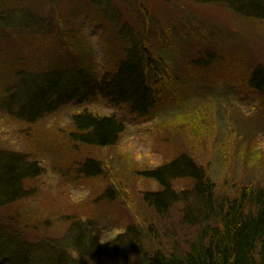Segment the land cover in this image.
Returning a JSON list of instances; mask_svg holds the SVG:
<instances>
[{
	"label": "rangeland",
	"instance_id": "obj_1",
	"mask_svg": "<svg viewBox=\"0 0 264 264\" xmlns=\"http://www.w3.org/2000/svg\"><path fill=\"white\" fill-rule=\"evenodd\" d=\"M69 38L85 43V57L70 50ZM149 51L144 109L89 91L33 122L15 117L45 88L49 68L67 64L63 84L73 89L79 74L92 83L108 80L128 52ZM256 68L264 70V24L220 3L0 0V147L42 167L26 184L29 198L0 205V249L10 253L14 246L8 234L34 255L33 264H46L53 248L72 261L67 233L73 219L90 220L102 242L121 234L151 253L183 256L204 242L193 184L174 179L175 201L160 212L145 199L159 187L144 172L183 157L206 171L218 200L249 182L264 187V90L258 93L248 80ZM84 111L121 124L114 144L80 140L72 117ZM126 260L138 264L139 257Z\"/></svg>",
	"mask_w": 264,
	"mask_h": 264
},
{
	"label": "trees",
	"instance_id": "obj_2",
	"mask_svg": "<svg viewBox=\"0 0 264 264\" xmlns=\"http://www.w3.org/2000/svg\"><path fill=\"white\" fill-rule=\"evenodd\" d=\"M225 5L240 15L252 18L264 24V0H199ZM70 39V38H69ZM70 50L84 55L89 48L83 42L69 40ZM151 53L138 57L128 52L125 59L118 62L113 77H103L100 82H93L83 73L79 74L80 86L66 88L64 81L69 78V68H49L44 72L47 85L34 91L28 101L16 112L21 121L33 122L39 115L55 109L60 101L68 98L81 99L86 93L93 92L110 98L113 103L127 104L130 107L144 109L148 102L150 89L147 73L153 69ZM84 59V64H87ZM49 63V62H48ZM51 65H53V62ZM82 63V64H83ZM87 69V68H86ZM89 70V69H87ZM43 73V72H42ZM79 73V72H78ZM84 77L86 79H84ZM110 77V78H109ZM249 82L258 93L264 90V70L255 69L249 76ZM87 87V89H86ZM41 89V90H40ZM51 94L56 100H46ZM69 95V96H68ZM150 105V104H149ZM143 107V108H140ZM73 126L85 144L107 147L114 144L120 133L121 124L112 116H99L86 111L72 117ZM186 158V157H185ZM145 177L154 180L158 191L145 196L154 208L163 212L168 210L169 202L176 193L171 189L174 179L184 178L193 184L192 196L202 208L203 241L193 246L183 256L165 255L161 252H148L137 247V234L131 237L136 242L122 241V235L114 240L102 242L99 233L89 222L73 219L68 228L67 241L72 247V261L53 249L46 252V264H98L100 258L113 263H125L130 254L139 257L138 264H264V187H255L252 183L240 186L232 195L220 200L215 191V184L206 171L191 158L183 157L146 170ZM42 174L40 164L25 154L11 152L0 147V205H11L30 197L31 190L26 186ZM175 201V200H174ZM35 225V223L33 224ZM15 227V226H13ZM10 233V232H8ZM5 234L14 245L10 251L1 246L0 264H33L34 255L26 248L17 245L14 239ZM140 242V241H139ZM138 243V242H137ZM24 253H19L18 251ZM41 260V259H40Z\"/></svg>",
	"mask_w": 264,
	"mask_h": 264
}]
</instances>
